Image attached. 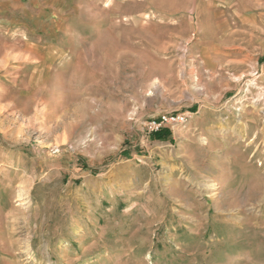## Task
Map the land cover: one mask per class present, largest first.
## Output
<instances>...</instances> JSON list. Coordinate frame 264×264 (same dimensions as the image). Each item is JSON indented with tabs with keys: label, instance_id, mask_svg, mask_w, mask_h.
Returning <instances> with one entry per match:
<instances>
[{
	"label": "rangeland",
	"instance_id": "374dc122",
	"mask_svg": "<svg viewBox=\"0 0 264 264\" xmlns=\"http://www.w3.org/2000/svg\"><path fill=\"white\" fill-rule=\"evenodd\" d=\"M0 264H264V0H0Z\"/></svg>",
	"mask_w": 264,
	"mask_h": 264
},
{
	"label": "trees",
	"instance_id": "16d2710c",
	"mask_svg": "<svg viewBox=\"0 0 264 264\" xmlns=\"http://www.w3.org/2000/svg\"><path fill=\"white\" fill-rule=\"evenodd\" d=\"M154 137L161 140H168L171 137V132L169 130L158 131L154 133Z\"/></svg>",
	"mask_w": 264,
	"mask_h": 264
},
{
	"label": "built area",
	"instance_id": "2783aa9c",
	"mask_svg": "<svg viewBox=\"0 0 264 264\" xmlns=\"http://www.w3.org/2000/svg\"><path fill=\"white\" fill-rule=\"evenodd\" d=\"M159 128H160V125H158V124L156 125V123H154V125H152V129L153 130H157L158 131Z\"/></svg>",
	"mask_w": 264,
	"mask_h": 264
},
{
	"label": "bare ground",
	"instance_id": "6f19581e",
	"mask_svg": "<svg viewBox=\"0 0 264 264\" xmlns=\"http://www.w3.org/2000/svg\"><path fill=\"white\" fill-rule=\"evenodd\" d=\"M202 141V140H201ZM205 141V140H204ZM25 191H24V189H20V194H23ZM213 193H214V191H213ZM215 195V194H214Z\"/></svg>",
	"mask_w": 264,
	"mask_h": 264
}]
</instances>
